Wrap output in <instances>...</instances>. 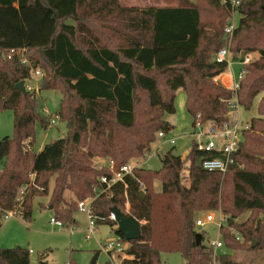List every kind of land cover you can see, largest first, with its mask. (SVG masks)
I'll list each match as a JSON object with an SVG mask.
<instances>
[{
	"label": "trees",
	"instance_id": "obj_1",
	"mask_svg": "<svg viewBox=\"0 0 264 264\" xmlns=\"http://www.w3.org/2000/svg\"><path fill=\"white\" fill-rule=\"evenodd\" d=\"M232 10L238 20L231 50L259 53L245 65L247 73L235 91L213 80L227 68L213 55L223 45ZM11 49H24L30 65L44 70L38 91L61 94L56 113L67 132L38 151L32 148L34 123L47 128L49 119L41 112L37 92L24 96L15 88L29 77L30 66L18 56L8 59ZM179 88L186 94L193 128L228 121L233 96L246 109L259 97L258 115L248 121L250 130L233 155L234 165L224 174L204 170L205 152L192 140L190 182L184 185L182 158L171 151L158 170L133 167L123 181L109 187L101 183L99 178H110L112 172L106 165L97 167L94 159H111L118 170L149 151L155 133L165 131V124L170 129L163 116L175 112ZM0 110L12 111L14 128L13 136L0 138V223L13 208L29 219L34 197L49 196L53 217L72 224L77 202L95 196L91 208L96 224L114 225L121 239L116 222L109 219L112 207L143 222L140 239L128 242L130 258L123 264H161V255L170 252H178L184 264H235L224 255L216 263L203 233L201 242H195V215L220 209L227 215L220 229L227 248L264 251V161L256 154L264 153L258 150L264 147V0H240L235 8L223 0H152L145 5L0 0ZM244 159L253 167H237ZM154 179L161 183L159 192L153 189ZM244 212H249L247 218L234 222ZM232 227L242 242L234 239ZM28 254L21 247H0V264H29ZM97 255L89 264H99ZM38 264L46 263L40 258Z\"/></svg>",
	"mask_w": 264,
	"mask_h": 264
},
{
	"label": "rangeland",
	"instance_id": "obj_2",
	"mask_svg": "<svg viewBox=\"0 0 264 264\" xmlns=\"http://www.w3.org/2000/svg\"><path fill=\"white\" fill-rule=\"evenodd\" d=\"M128 5H145L152 3V0H124ZM236 20H238V14H236ZM67 22H73L69 19ZM232 40V38H231ZM230 43V50H231ZM232 51V50H231ZM247 52L253 57V61L257 60L259 53L257 50H242ZM233 52V51H232ZM234 53V52H233ZM233 73L238 74L240 65L237 62L232 63V67H227ZM42 76L44 70L42 69ZM247 73V71H246ZM246 75V74H245ZM41 79V78H40ZM39 79V81H40ZM214 80V78H213ZM215 81V80H214ZM34 84V81L31 82ZM39 84V82H38ZM61 85V84H59ZM39 87V85H38ZM37 96L41 99L43 109L41 112L49 119V115L53 116L59 108L61 94L57 90L46 89L37 92ZM259 97H255L253 103L249 109L237 103L235 110L231 112V118H239L243 122H248L251 118L257 117V102ZM186 99L182 92L179 96L175 92L174 105L175 112L173 114H164L163 119L170 125L169 130H165V135L168 139L173 138L174 143L166 141L164 138H160L155 133V140L150 145V150L154 151L157 148V152L149 159L150 169L158 170L162 166V159L165 158L167 153L171 151L175 155H180L182 158V166L180 170V180L184 185L190 182L189 172L191 166V159L189 157L188 150L192 144V132L194 130L192 125V118L186 109ZM212 123H204V129H208ZM258 126H263L261 121L258 122ZM35 137L33 140L32 148L37 151L41 145L48 143L52 140L63 137L67 132L66 123L57 120L54 125H50L47 128H43L38 121L34 123ZM13 114L11 110H0V138L4 136H13ZM253 133V132H251ZM214 138V136H211ZM203 138H206L204 136ZM258 150L264 152V147H259ZM259 160L264 161V153H256ZM138 157L131 158L127 164L134 165ZM103 159V158H101ZM97 167H102V163L97 162ZM1 167V165H0ZM239 168H252L253 164L248 160H242L238 166ZM52 186V184H51ZM161 183L158 179L153 181V189L156 192L160 191ZM66 196H70L69 192H66ZM41 203V204H40ZM49 199L45 196H35L31 207V216L29 219H24L20 212L16 215L2 219L0 223V247L1 248H13L21 247L24 250H31L29 255V264H38L39 259H43L46 264H89L91 257L97 252V263L103 264L108 261V256L101 250L100 244L107 239L115 237V226L108 223L99 222L96 224L94 233L95 237L86 239V228L88 226L87 214L76 210L73 214V218L76 221L72 223L75 226L73 231H70V224H64L63 227H57L50 223V219L53 217L52 211L48 208ZM50 206V205H49ZM126 211H128L129 204L125 205ZM205 211L200 212L204 213ZM207 212V211H206ZM216 216L218 221L219 216L227 215L223 214L219 209L209 210ZM198 214V213H197ZM196 214V215H197ZM249 212H244L239 215L234 222L239 224L245 220ZM143 223L142 221H140ZM235 230L233 227L231 228ZM197 232H202L204 236L203 243L207 240H216L220 238L221 231L218 230L216 223H210L204 226L203 229L195 228ZM200 232V233H201ZM239 242H242L243 237ZM213 258L215 262L217 257L224 255L232 259L235 264H264V251L260 250H231L224 244L223 247L213 249ZM218 263V262H216ZM161 264H184L181 255L178 252L164 253L161 255Z\"/></svg>",
	"mask_w": 264,
	"mask_h": 264
},
{
	"label": "built area",
	"instance_id": "obj_3",
	"mask_svg": "<svg viewBox=\"0 0 264 264\" xmlns=\"http://www.w3.org/2000/svg\"><path fill=\"white\" fill-rule=\"evenodd\" d=\"M240 0H223V3L228 2L232 8H235L239 4ZM236 13L232 10L231 15L228 17L227 22L224 26V39L223 45L214 53L213 60L218 63L225 62L227 67H231L233 62H237L240 65V70L237 74V79L232 82V85L229 89L235 91L238 87V82L244 77L246 74L245 65L251 63L253 61L252 55L247 52L239 51L237 53H233L229 46L231 43V38L233 35V31L236 27ZM14 56H18L21 63L27 64L30 66V75L27 79L24 80V87L28 92H38V82L42 77V69L39 67H32L30 65L29 60L25 57L24 49H11L7 54V58H12ZM214 80H218V75L214 77ZM34 81V84L31 82ZM231 110L228 112L229 120L223 122L220 125H209L208 129H204V125L197 124L192 132V138L196 143L197 149L205 152V155L201 158V167L207 171H217L221 173L227 172L232 165H234L233 155L239 150V145L242 142L243 135L246 131L250 130L249 122H243L239 120V118H231V112L236 109L237 101L236 97L229 101ZM58 120V115L55 113L53 116L49 118V125H54ZM157 136L160 138H164L166 141L170 143H174V139H168L164 133V131H158ZM206 136V138H203ZM211 136H214L211 137ZM157 149V148H155ZM154 154V151H145L142 156H140L137 162L133 166L129 164L122 165L118 168V170L113 169V161L108 159L106 162V167L111 170L112 175L110 178L107 176H101L99 178L101 183H105L108 187L110 184H113L118 181H123L124 176L127 173H130L133 167L139 168H150L149 158ZM28 188V184L24 185L20 192L18 199L22 200L24 193ZM95 199V196H87L82 200L77 202V210H80L87 214L88 217V226L86 228V239L90 237H94V229L96 226L95 219L96 217L93 214L91 203ZM18 208H13L4 213L3 218L8 219L18 213ZM128 213V212H127ZM110 220H114V215L111 213L109 215ZM226 216H219L218 221H216V216L212 212H204L201 214H197L193 220V227L198 229H203L205 225L210 223H216L218 230H220L223 226H226ZM50 223L57 227H63L64 223L60 220L52 217L50 219ZM70 231L75 229V226L70 224ZM233 233L234 239L236 241H240L241 236L238 231L231 229ZM201 232V231H200ZM202 233V232H201ZM128 242L124 239H121L119 236L115 235L112 239H107L105 242L101 243V250L108 256V261L103 264H123L122 260L124 258H130L126 253V249L128 248ZM204 245L210 249L221 248L224 246V240L220 233V238L216 240H207ZM29 253L31 250H28ZM213 252V251H212ZM214 255V254H213ZM100 264V263H99Z\"/></svg>",
	"mask_w": 264,
	"mask_h": 264
},
{
	"label": "water",
	"instance_id": "obj_4",
	"mask_svg": "<svg viewBox=\"0 0 264 264\" xmlns=\"http://www.w3.org/2000/svg\"><path fill=\"white\" fill-rule=\"evenodd\" d=\"M4 56V54H2ZM15 88L19 90L24 96L27 94V91L24 87V80H20L15 84ZM164 129L167 130V125L165 124ZM51 208V206H50ZM111 213L114 215V220L117 225V230L122 234L123 239L127 242L132 240L140 239L142 223L138 221L133 215L121 211L117 207L111 208ZM202 235L200 232L195 234V242L199 244L201 242ZM256 244V241L253 240L251 247L253 248Z\"/></svg>",
	"mask_w": 264,
	"mask_h": 264
},
{
	"label": "crops",
	"instance_id": "obj_5",
	"mask_svg": "<svg viewBox=\"0 0 264 264\" xmlns=\"http://www.w3.org/2000/svg\"><path fill=\"white\" fill-rule=\"evenodd\" d=\"M231 67H232V65H231ZM230 67V68H231ZM237 79V76H236V74L235 73H233L232 71H230L229 69L227 70H225L224 72H222V73H220L219 75H218V81L219 82H221V84L223 85V86H225L226 88H230V86L232 85V82L234 81V80H236ZM177 93H178V95L180 96L181 95V93L183 92L184 93V96H185V99H186V94H185V92H184V90L182 89V88H179V89H177V91H176ZM233 119V118H232ZM193 140V139H192ZM42 147V145L39 147V149L38 150H40V148ZM37 150V151H38ZM151 151V150H150ZM158 150L157 149H155L154 150V154L152 155V156H154L155 154H156V152H157ZM189 151V150H188ZM188 151H187V153H188ZM152 153H153V151H152ZM151 157V156H150ZM150 159V158H149ZM139 159H137V161H138ZM101 161V163H102V166H105L106 165V162L108 161V159H101L100 157H96L95 159H94V163L96 164L97 162H100ZM137 161H135V162H137ZM135 162H134V164H135ZM47 199H49V196H45ZM41 204V203H40ZM48 206V208L52 211V209L50 208V206L49 205H47ZM53 213V212H52ZM74 217V216H73ZM117 226V225H116ZM95 237V236H94ZM129 245V244H128Z\"/></svg>",
	"mask_w": 264,
	"mask_h": 264
}]
</instances>
